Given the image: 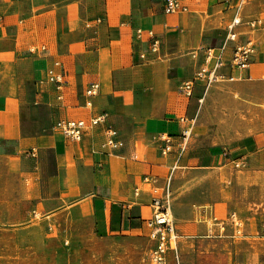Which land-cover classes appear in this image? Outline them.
I'll return each instance as SVG.
<instances>
[{"label":"crops","instance_id":"crops-1","mask_svg":"<svg viewBox=\"0 0 264 264\" xmlns=\"http://www.w3.org/2000/svg\"><path fill=\"white\" fill-rule=\"evenodd\" d=\"M181 2L187 10L167 12L165 0H0V139L25 137L38 116L50 117L59 208L68 205L73 219L110 242L148 239L149 261L157 243L148 223L153 198L170 192L179 236L169 264H264V250L252 242L264 238V202L256 206L246 194L264 187V30L248 25L264 17V0ZM237 13L244 22L229 40ZM248 40L256 45L250 67L230 66ZM210 48L237 78L198 80L187 95L181 86L207 63ZM52 70L64 73L61 91ZM93 83L100 87L90 95ZM100 114L107 120L81 140L56 127L60 117ZM109 127L119 145L100 150ZM76 187L79 193L63 195ZM224 203L231 210L219 214ZM249 204L251 214L239 215L238 205ZM237 214L247 223L243 242ZM252 216L260 220L257 234L246 221Z\"/></svg>","mask_w":264,"mask_h":264},{"label":"rangeland","instance_id":"rangeland-1","mask_svg":"<svg viewBox=\"0 0 264 264\" xmlns=\"http://www.w3.org/2000/svg\"><path fill=\"white\" fill-rule=\"evenodd\" d=\"M37 118L38 122L29 124L25 137L0 139V264H147L148 239L110 242L96 234L88 222L80 224L73 219L68 205L59 208L57 160L52 139L47 138L53 134V121L45 115ZM98 149L108 147L102 144ZM230 179L224 169L222 180ZM241 180L246 181L245 177ZM80 191L79 187L64 188L62 193L68 196ZM223 192L231 200L232 186L224 187ZM246 194L256 206L257 201L264 202L262 186ZM252 205H238V214L250 215ZM218 210L225 215L231 208L224 203ZM238 214L233 223L237 241L243 242L247 223L244 226ZM246 221L257 234L259 218L247 217ZM220 227L224 231L226 222ZM252 242L257 252L264 250V238L255 235Z\"/></svg>","mask_w":264,"mask_h":264},{"label":"built area","instance_id":"built-area-1","mask_svg":"<svg viewBox=\"0 0 264 264\" xmlns=\"http://www.w3.org/2000/svg\"><path fill=\"white\" fill-rule=\"evenodd\" d=\"M165 2L167 12H176L179 10L188 9V7L181 2V0H165ZM243 22L244 19L242 15L237 13L228 26L227 38L229 40H237L239 36L237 27ZM248 25L252 29L264 30V17L252 18L248 21ZM159 45L160 40L155 39L153 49L157 50ZM255 52L256 45L253 40H248L244 43L238 44L235 48L234 56L229 65L242 69L249 68ZM213 59H215V61H213ZM57 65L60 66L61 62H57ZM226 65L228 64H226L222 54H216L214 49L210 48L208 51L207 63L198 70L194 79L184 81L181 86L182 90L187 95H192L194 92L195 83L198 80L206 82L209 86L214 82L237 78V76L229 75L222 70ZM50 80L57 84L58 90H63L65 76L62 71L52 70L50 73ZM99 87V83L91 84L87 90L88 94H96L99 90ZM59 97H63L62 93L59 94ZM182 119L186 120L184 117ZM106 120V114L96 115L90 119L60 117L56 120V127L61 129L66 137L75 140H81L86 130L91 129L98 124L105 122ZM189 133L190 131L184 130V141L187 140ZM114 134L115 130L112 127H109L107 129V139L103 143L104 146L117 147L119 145L118 140H116L114 137ZM164 138L167 142H170V138L168 136ZM169 150L170 145L167 144L164 148V152ZM138 191L139 188L137 189V193ZM152 205L154 208V216L149 219L148 223L152 227L151 237L157 240V243L151 251L149 264H169L168 252L172 247L177 249V240L179 236L172 209L171 193L166 192L165 196H155L153 198ZM233 221L235 222V218H233ZM176 258L179 260V253L177 251Z\"/></svg>","mask_w":264,"mask_h":264},{"label":"bare ground","instance_id":"bare-ground-1","mask_svg":"<svg viewBox=\"0 0 264 264\" xmlns=\"http://www.w3.org/2000/svg\"><path fill=\"white\" fill-rule=\"evenodd\" d=\"M228 88H229V87H228ZM53 148H54V147H53ZM96 240H98V239H96ZM96 242H97V241H96ZM105 245H106V244H105ZM108 246H109V245H108ZM247 254H248V253H247ZM242 255H245V253L242 254ZM248 255H249V254H248ZM245 256H246V255H245ZM248 257H249V256H248ZM248 257H247V258H248ZM247 258H246V259H247ZM241 259H242V258H241ZM243 261H244V260H243ZM248 262H249V261H248ZM255 264H256V263H255Z\"/></svg>","mask_w":264,"mask_h":264}]
</instances>
